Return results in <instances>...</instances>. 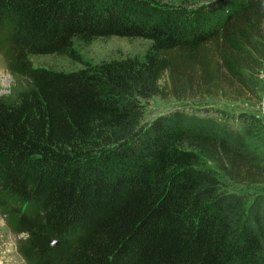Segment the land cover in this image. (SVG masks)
<instances>
[{
	"label": "trees",
	"instance_id": "trees-1",
	"mask_svg": "<svg viewBox=\"0 0 264 264\" xmlns=\"http://www.w3.org/2000/svg\"><path fill=\"white\" fill-rule=\"evenodd\" d=\"M113 36L151 42L145 59L64 71L29 58L78 60L77 41ZM0 53L27 80L0 97V214L24 234L17 249L27 264H264L260 212L235 226L227 199L201 192L189 144L226 141L173 112L116 144L130 114L120 90L128 80H157L168 69L173 86L185 75L207 86L221 66L246 79L248 60L264 58V0L188 10L143 0H0ZM240 118L250 136L262 123Z\"/></svg>",
	"mask_w": 264,
	"mask_h": 264
},
{
	"label": "rangeland",
	"instance_id": "rangeland-1",
	"mask_svg": "<svg viewBox=\"0 0 264 264\" xmlns=\"http://www.w3.org/2000/svg\"><path fill=\"white\" fill-rule=\"evenodd\" d=\"M143 1L150 6L181 10L215 2ZM150 46L151 42L142 39L100 37L90 42L77 41L74 44L80 58L78 60L59 55H30L29 58L35 66L72 71L84 68L85 64L96 65L113 59L138 57L144 60ZM259 55H254L257 57L256 63L255 60H248L252 68L242 70L243 77L246 78L242 82L231 78L224 66L219 69L213 83L207 86L197 85L193 82L195 80L185 74L187 78L179 79L173 86L168 69L162 71L157 80L149 77V73L128 80L120 90L122 102L130 114L116 144L137 140L140 135L145 134L156 117L173 112L181 116L184 124L211 132L220 137V140L226 141L227 148L222 146V142L189 144L199 154L198 167L203 173L204 181L201 192L205 199L224 196L235 226H240L246 220L254 222L259 211V229L263 232L264 244V58ZM257 69L260 74L256 78L254 74ZM256 82L258 87L254 85ZM25 84L26 79H16L9 71L6 60L0 53V97L8 96L14 87ZM243 113L262 120L251 136L247 134L245 122L240 118ZM22 237L24 234L14 233L0 214V264H27L17 249Z\"/></svg>",
	"mask_w": 264,
	"mask_h": 264
}]
</instances>
